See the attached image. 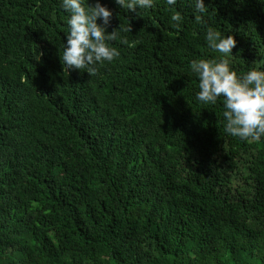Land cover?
Masks as SVG:
<instances>
[{"label": "trees", "instance_id": "trees-1", "mask_svg": "<svg viewBox=\"0 0 264 264\" xmlns=\"http://www.w3.org/2000/svg\"><path fill=\"white\" fill-rule=\"evenodd\" d=\"M99 2L120 54L90 77L63 69L59 0H0V264H264V137L226 134L188 67L219 55L207 24L264 70V0H204L202 23Z\"/></svg>", "mask_w": 264, "mask_h": 264}, {"label": "clouds", "instance_id": "clouds-1", "mask_svg": "<svg viewBox=\"0 0 264 264\" xmlns=\"http://www.w3.org/2000/svg\"><path fill=\"white\" fill-rule=\"evenodd\" d=\"M122 9L148 10L154 0H114ZM171 8L177 0H165ZM62 10L68 14L67 32L62 45L63 69L83 70L90 77L97 74L105 63L119 56V51L110 46L118 39L117 29L107 31L113 13L99 0H59ZM194 20L202 23L209 9L204 0H189ZM138 12V13H139ZM137 13V14H138ZM99 20V23L97 22ZM182 17L172 12V27H179ZM129 31L128 29H125ZM204 40L208 48L219 55L212 58H197L189 61V70L198 80L195 100L202 104H216L222 99L223 130L232 137L244 141H259L264 137V70L255 67L242 74L230 67V57L236 41L231 34L222 35L214 27L204 25ZM125 41L121 39V43Z\"/></svg>", "mask_w": 264, "mask_h": 264}]
</instances>
